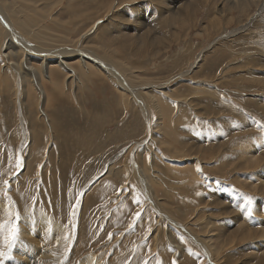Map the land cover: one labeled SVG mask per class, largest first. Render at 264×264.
Segmentation results:
<instances>
[{
  "label": "rangeland",
  "instance_id": "1",
  "mask_svg": "<svg viewBox=\"0 0 264 264\" xmlns=\"http://www.w3.org/2000/svg\"><path fill=\"white\" fill-rule=\"evenodd\" d=\"M4 1L0 222H29L5 264L42 213L61 258L83 228L70 264H264V0Z\"/></svg>",
  "mask_w": 264,
  "mask_h": 264
},
{
  "label": "bare ground",
  "instance_id": "2",
  "mask_svg": "<svg viewBox=\"0 0 264 264\" xmlns=\"http://www.w3.org/2000/svg\"><path fill=\"white\" fill-rule=\"evenodd\" d=\"M97 1V0H96ZM2 2H3V4L5 5V6H7V5H9V4H7V3H5V1L4 0H2ZM230 2H232L231 3V5L233 6V5H238V3L239 2H241V0H230ZM100 3V2H99ZM142 6V5H141ZM11 7L10 6H7V9L6 10H10L11 11V9H10ZM143 8V7H142ZM146 8V7H145ZM142 10V9H141ZM154 10V9H153ZM138 11V10H137ZM144 11V10H143ZM157 11V10H156ZM10 13H12V12H10ZM6 15H9V14H6ZM18 15V14H17ZM144 18L146 19V21H147V19L149 20L150 19V16H147V15H145L144 16ZM142 22V21H141ZM150 22V21H149ZM148 22V23H149ZM96 23V22H95ZM94 23V24H95ZM146 23V22H145ZM147 23V24H148ZM7 25V24H6ZM11 28V27H10ZM26 29V28H25ZM16 31V30H15ZM87 33H89V32H87ZM85 34V33H84ZM245 34H247V33H245ZM85 36V35H84ZM84 36H81L80 38H82V37H84ZM17 38V37H16ZM25 39V38H24ZM18 40V39H17ZM10 42V41H9ZM8 44V43H7ZM12 44V43H11ZM10 45V44H9ZM13 45V44H12ZM27 47V49L29 50V51H31L32 53H34V54H42L41 52H38L37 50H35V49H33V48H30V47H28V46H26ZM14 48V47H13ZM7 50V49H6ZM20 50V49H19ZM39 50V49H38ZM62 52V51H61ZM12 53V52H11ZM64 52H62V54H63ZM28 54V53H27ZM61 54V53H60ZM6 55V54H5ZM44 55V54H43ZM87 55V54H86ZM31 56V55H30ZM36 56V55H35ZM55 56H57V55H55ZM59 57V59H62V60H60V61H57V63L59 64V66L60 67H62L63 69H68V67H67V62L65 61V57L64 56H62V55H58ZM77 56V55H76ZM79 56H80V54H79ZM91 56V55H90ZM47 57V56H46ZM52 57V56H51ZM54 57V56H53ZM64 57V58H63ZM78 57V56H77ZM58 58H56V59H58ZM84 58L85 57H83L82 55H81V57H80V59H81V61H82V63L83 64H85L86 62H84L85 60H84ZM43 59V58H42ZM58 59V60H59ZM26 60V59H25ZM33 60V59H32ZM78 60H79V58H78ZM43 61V60H42ZM42 61H41V63H42ZM46 61V60H45ZM48 61V60H47ZM44 62V61H43ZM48 63V62H47ZM96 66H98V67H101V65H99L98 64V62L97 63H94ZM105 66V65H104ZM65 70H63V71H65ZM103 70V69H102ZM111 72V71H110ZM114 74L115 73H113V76H114ZM116 75V74H115ZM248 77V76H247ZM115 78V77H114ZM112 79V78H111ZM129 89H130V87H129ZM126 90H128V88H126ZM131 90V89H130ZM133 91V90H132ZM133 93H134V91H133ZM164 96V95H163ZM245 98V97H244ZM164 99V98H163ZM173 106V105H172ZM244 149V148H243ZM249 150V149H248ZM249 152V151H248ZM248 154V153H247ZM247 157V156H246ZM255 157V156H254ZM194 158V157H193ZM242 158V157H241ZM197 159V158H196ZM186 162V161H185ZM188 165V164H187ZM195 165V164H194ZM26 167V166H25ZM28 168H30V167H28ZM182 168V167H181ZM25 173V172H24ZM49 173V172H48ZM47 173V174H48ZM190 173H191V171H190ZM24 175H26V173L24 174ZM27 176H28V173H27ZM31 176H32V174H31ZM54 176H55V174H54ZM25 177V176H24ZM41 178V177H40ZM47 178V177H46ZM263 178V177H262ZM30 179V178H29ZM259 179H261V178H259ZM43 180V179H42ZM263 180V179H262ZM19 181H20V179H19ZM28 181V180H27ZM26 181V182H27ZM32 181H33V179H32ZM249 182V181H248ZM260 182H263V181H260ZM40 183V182H39ZM48 183V182H47ZM214 183V182H213ZM215 184V183H214ZM96 185V184H95ZM15 186V185H14ZM42 186H45V185H42ZM47 186V185H46ZM211 187V186H210ZM18 188H19V185H18ZM49 187H47V189H46V191L48 192V190H50V189H48ZM95 188H100V190H103L104 188H106L105 189V192H107V186L106 185H104L103 183H100V182H97V187H95ZM109 188V187H108ZM213 189H215L214 187H213ZM99 190V191H100ZM11 191V190H10ZM98 191V193L99 194H101L100 192ZM104 191V190H103ZM12 192H14L13 190H12ZM51 192H53V194H54V190L52 189V191ZM102 192V191H101ZM14 194V193H13ZM122 194V193H121ZM14 195H16V194H14ZM208 196V195H207ZM7 197H8V195H7ZM15 197V196H14ZM35 197V196H34ZM9 198V197H8ZM5 199V196H3V194L2 195H0V212H2V213H0V217H2V216H6V217H8V213L10 212L11 213V210H10V207L12 206L11 204V206L9 205L8 206V202L6 201V200H4ZM14 200H16L15 198H14ZM13 200V201H14ZM5 203H6V205H5ZM11 203V202H10ZM14 207V211H15V206H13ZM33 207V206H32ZM46 208H47V206H46ZM44 209V208H43ZM43 211V210H42ZM41 212V211H40ZM47 212H48V210H47ZM16 214H17V212H16ZM42 215V219H44L43 221L45 222V223H43L42 224V226L39 228V230L38 231H36L35 233H36V235H37V240H36V243H34L33 242V240H32V238H30V239H28V240H21V242L18 244V247L16 248V256H18V258L16 257V256H14V255H12V261H13V264H16L17 262V264H70V261H71V256L73 255V254H75V253H77L78 254V249L79 248H81V246H82V243L84 242V240H83V238L84 237H82L80 234L83 232V228L81 227V229H79L80 231H79V235L75 238L76 239V241H75V243L74 244H72V246H71V251H70V256H69V258H67L68 260H65V258L63 257V258H61L62 257V255L61 254H59V255H57L56 253H55V251H57V250H61V246H63V247H65L63 244H64V242H65V239H64V236H65V232H66V230H64V228L62 227V225H59L60 223H58V222H55V220L53 221V220H51V219H49L47 216H45L43 213L41 214ZM20 216H22V215H20ZM3 218V217H2ZM21 218V217H20ZM245 218V217H244ZM21 221H23L25 224H29V222H27V221H24L22 218L20 219ZM4 221V220H3ZM42 221V220H41ZM46 225H47V229H46ZM45 229V231H40V229ZM53 229L52 230V233H50V229ZM48 229H49V233H48ZM264 230V229H263ZM23 231V230H22ZM61 231L63 232L62 234H61ZM34 232V231H33ZM45 232V233H44ZM81 232V233H80ZM205 232V231H204ZM21 234V233H20ZM19 234V235H20ZM24 234L26 235V236H30V235H32L33 236V234H32V232H30V231H25L24 232ZM52 234V235H51ZM72 234V233H71ZM243 234V233H242ZM35 235V236H36ZM260 235V234H259ZM62 237H63V240H62ZM71 237V236H70ZM202 237L204 238V239H206V238H208V237H213V234H212V232L211 231H206V233H203L202 234ZM50 238V239H49ZM71 239V238H70ZM23 241H25V243L23 242ZM54 241H59V244H57L58 246L55 248L54 247V245H56V244H54ZM26 242H27V244H26ZM52 242H53V244H52ZM209 242H210V240H206L205 241V243H208L207 245H209ZM61 243H63L62 245H61ZM211 243V242H210ZM67 245V244H66ZM33 247H35V248H33ZM53 247V248H52ZM209 247V246H208ZM65 249V248H64ZM90 249V248H89ZM63 250V249H62ZM13 251V250H12ZM64 251V250H63ZM69 251V250H68ZM81 251V250H80ZM90 251H91V249H90ZM89 251V252H90ZM173 251H174V249L171 251L172 253H173ZM94 252V251H93ZM61 253V252H60ZM65 253H67V252H64V254ZM91 253V252H90ZM89 253V254H90ZM88 254V253H87ZM87 255L86 257H85V259L83 260V261H79V263L78 264H96V263H98V262H96L95 263V261H97V260H95L96 258H94V255H92V254H90V255ZM11 255V254H10ZM113 255V254H112ZM109 256H111V255H109ZM11 259V258H10ZM99 260V259H98ZM11 261V260H10ZM12 261H11V263H12ZM101 261V260H100ZM7 262H9V261H7ZM186 263H187V261H186ZM185 263V264H186ZM106 264H109V263H106Z\"/></svg>",
  "mask_w": 264,
  "mask_h": 264
},
{
  "label": "snow or ice",
  "instance_id": "3",
  "mask_svg": "<svg viewBox=\"0 0 264 264\" xmlns=\"http://www.w3.org/2000/svg\"><path fill=\"white\" fill-rule=\"evenodd\" d=\"M24 168V164L22 159L18 156L17 160H16V169H17V173L16 175L18 176L19 174L22 173ZM199 166H197V171H199ZM16 177H13L12 179H15ZM10 180H4L3 181V196L7 197L8 192L10 191ZM121 191H124V189H121ZM199 195V193H198ZM10 199V198H9ZM245 202L249 205L248 208V214L251 215V197H244ZM133 203H135L136 205H140V201L138 199L133 200ZM79 204V201H77V205ZM77 205L73 206V211L70 213L71 216H75L76 214V208ZM9 216H11V213H8ZM143 216V210L138 211L135 213L134 217H133V224L129 225L130 228L134 227V225L136 224L137 221H139ZM20 214L19 212H17L15 219H8L7 221H3L0 222V264H5V261L9 258L10 254L12 253L13 248L15 247V245L18 242V238H19V231H20ZM73 227L75 228V225H73ZM151 229H149V235H151ZM74 235V233H73ZM112 237V233H109V238L111 239ZM70 235L69 234H65L64 239L66 241L70 240ZM147 239V237H146ZM71 251V249H69V252ZM68 254H65V259L68 258ZM144 264H149L148 260L144 261ZM157 264H163L162 261L157 260ZM172 264H176V261L173 260Z\"/></svg>",
  "mask_w": 264,
  "mask_h": 264
}]
</instances>
